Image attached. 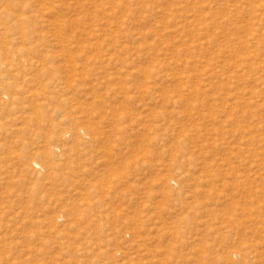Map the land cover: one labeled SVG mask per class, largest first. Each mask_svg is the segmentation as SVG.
I'll return each mask as SVG.
<instances>
[{
    "label": "rangeland",
    "instance_id": "1",
    "mask_svg": "<svg viewBox=\"0 0 264 264\" xmlns=\"http://www.w3.org/2000/svg\"><path fill=\"white\" fill-rule=\"evenodd\" d=\"M0 264H264V0H0Z\"/></svg>",
    "mask_w": 264,
    "mask_h": 264
},
{
    "label": "bare ground",
    "instance_id": "2",
    "mask_svg": "<svg viewBox=\"0 0 264 264\" xmlns=\"http://www.w3.org/2000/svg\"><path fill=\"white\" fill-rule=\"evenodd\" d=\"M37 124H38V123H37ZM76 131H77V130H76ZM77 133H79V132H77ZM79 135H80V134H79ZM86 135H87V134H86ZM86 135H85V136H86ZM80 136H81V135H80ZM79 139H80V137H79ZM80 140H81V139H80ZM38 165H39V164H37V163H32V167H33V169H38V170H39L40 168H39Z\"/></svg>",
    "mask_w": 264,
    "mask_h": 264
}]
</instances>
